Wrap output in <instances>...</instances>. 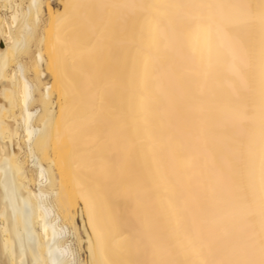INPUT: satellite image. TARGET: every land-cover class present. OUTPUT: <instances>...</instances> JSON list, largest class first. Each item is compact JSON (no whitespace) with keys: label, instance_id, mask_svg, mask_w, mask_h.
I'll use <instances>...</instances> for the list:
<instances>
[{"label":"bare ground","instance_id":"6f19581e","mask_svg":"<svg viewBox=\"0 0 264 264\" xmlns=\"http://www.w3.org/2000/svg\"><path fill=\"white\" fill-rule=\"evenodd\" d=\"M8 1L0 264H264V0Z\"/></svg>","mask_w":264,"mask_h":264},{"label":"rangeland","instance_id":"374dc122","mask_svg":"<svg viewBox=\"0 0 264 264\" xmlns=\"http://www.w3.org/2000/svg\"><path fill=\"white\" fill-rule=\"evenodd\" d=\"M8 3L11 4V0H9ZM27 169H28V173L29 174H33V171L32 170H30L29 168H27Z\"/></svg>","mask_w":264,"mask_h":264}]
</instances>
